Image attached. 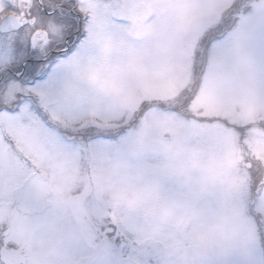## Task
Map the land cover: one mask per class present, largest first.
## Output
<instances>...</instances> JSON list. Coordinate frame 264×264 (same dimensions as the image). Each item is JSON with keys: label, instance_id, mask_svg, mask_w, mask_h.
<instances>
[{"label": "snow or ice", "instance_id": "snow-or-ice-1", "mask_svg": "<svg viewBox=\"0 0 264 264\" xmlns=\"http://www.w3.org/2000/svg\"><path fill=\"white\" fill-rule=\"evenodd\" d=\"M0 264H264V0H0Z\"/></svg>", "mask_w": 264, "mask_h": 264}]
</instances>
